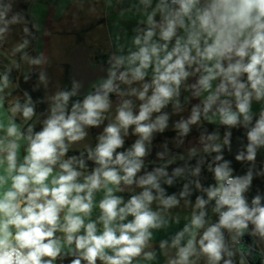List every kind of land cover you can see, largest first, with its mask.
Returning a JSON list of instances; mask_svg holds the SVG:
<instances>
[{
    "label": "clouds",
    "instance_id": "obj_1",
    "mask_svg": "<svg viewBox=\"0 0 264 264\" xmlns=\"http://www.w3.org/2000/svg\"><path fill=\"white\" fill-rule=\"evenodd\" d=\"M14 3L0 0V41L11 26L27 24L22 13L13 11ZM107 3L111 6V0ZM133 7L139 19L130 46L116 36L107 77L92 84L82 100L69 107L83 87L73 78L71 89L57 90L49 98V114L39 131L32 125L22 131L16 122L17 114L23 123L36 114L28 93L23 103L16 100L8 108L7 123L0 121V264H54L68 256L69 264H134L141 257L154 261V230L169 225L166 216L180 206L181 199L192 211L170 243L159 242L161 250H175L166 264H197L201 257L205 264H234L236 253L227 246L224 230L238 242L252 225L250 234L264 240V198L257 194L249 203L245 197L257 151L264 148V0H136ZM33 27L39 30V25ZM22 30L30 34L27 26ZM27 45L24 40L14 52ZM23 58L37 66L47 62L43 53ZM189 78L195 82L188 83ZM39 81L47 87L45 72H40ZM10 84L7 72L0 76V107ZM182 88L200 103L191 107L186 119L175 122L179 137H186L190 126L202 119L229 131L222 143L217 142L218 133L200 137L204 153H217L208 165L215 184L204 188L197 179L184 183L179 196L166 195L161 180L171 187L185 168L173 169L170 176L166 169L173 161L167 160L152 171L138 173L145 168L153 134L169 126L170 115L163 109L171 104L173 113L183 111ZM112 94L122 98L114 117L106 115ZM254 101L261 105L258 115ZM109 119L112 122L97 136L95 147L86 146V158L84 153L67 155L72 145L88 137L89 129ZM238 126L247 130L248 143L235 160L251 164L243 176L233 175L231 162L220 154L230 146V129ZM130 134L137 137L134 143L117 151ZM21 140L26 141L22 162ZM164 147L165 152L157 153L161 160L167 152ZM195 155L193 147L189 157ZM87 161L95 165L90 172L83 171ZM203 164L199 160L191 175L198 177ZM261 174L264 169L256 173ZM190 183L207 199L197 195L193 205L187 199ZM126 189L127 199L118 194ZM101 191L97 202L96 193ZM212 202L218 220L208 223L206 208ZM97 207L99 216L91 219ZM171 219L179 223V216Z\"/></svg>",
    "mask_w": 264,
    "mask_h": 264
},
{
    "label": "crops",
    "instance_id": "obj_2",
    "mask_svg": "<svg viewBox=\"0 0 264 264\" xmlns=\"http://www.w3.org/2000/svg\"><path fill=\"white\" fill-rule=\"evenodd\" d=\"M136 0H121L117 3L116 0H111V6L108 5L107 0H15L13 5L14 12H20L25 17L27 24H17L10 27L9 32L5 35L3 41H0V59H6L10 61L14 66H19L23 76H28L35 71L36 68L45 69L47 66L53 65L57 68L64 70L65 81L63 82V89H71V83L68 79V69L70 67L73 49L77 45H82L91 51V58L94 62H101L108 65L107 60L110 54L116 52V36L121 37L120 43L130 46L131 37L135 34L133 29L137 26L138 14L135 13ZM26 7V12L24 11ZM123 12V15H121ZM32 22L34 25H39V30L35 27V37L33 45H30L28 34L23 32V27L27 26ZM143 27V25H141ZM24 40L28 41V45L21 52H14V49ZM41 53L46 57V63L42 65H32L27 59H24V55L27 54L29 58H35ZM23 54L20 58L19 55ZM109 66V65H108ZM195 78H189L188 83H194ZM122 88L126 87L121 85ZM11 85L5 90V99L3 107H0V121L7 123L6 117L9 115L8 108L12 105L11 98H9ZM41 90V89H40ZM45 102H46V117L48 116L49 107L47 98L43 90ZM82 97H73L69 101V107L74 100ZM187 97V100L185 99ZM112 107L110 113L111 117L115 116V109L117 103L113 97ZM134 104L138 106L139 101H136L135 97H131ZM181 104L183 111L176 114L173 113L172 105L170 104L167 108L163 109L164 112L169 113V126L163 132L177 131L174 128L175 122L181 118H187L190 115L191 107L199 104L200 99L192 98L189 92L181 90ZM261 105L257 102H253V111L258 115ZM138 108H134V111ZM155 115V114H154ZM20 115L17 114L16 122L18 124ZM255 119V117H254ZM112 122L111 119L105 120L98 128H91L88 130V137L71 146L70 150H86V146L95 147L97 143V136L103 132V128L107 123ZM206 121H201L198 125L190 126L191 129L194 127L202 126ZM37 123V122H36ZM32 126H36L37 124ZM208 123V122H206ZM210 124V123H208ZM214 126H221L218 123L211 124ZM131 133V129L129 130ZM157 134L154 133L153 140L150 146L149 154L145 157V165L147 166H162L167 160H172L173 163L177 164L184 158L189 157V150L191 148L197 149V155H204L208 153L203 152V144L201 143L200 137L189 136L183 138L166 139L165 141H158L154 139ZM3 135V133H0ZM207 136V135H205ZM137 137L131 134L125 137V144L132 145ZM183 139V143L180 144L178 141ZM221 140V138H220ZM222 141V140H221ZM218 142V141H217ZM20 150V161L23 159V148L26 146V141L21 140ZM165 145H167V152L163 160L158 156V152H165ZM196 156V155H195ZM183 157V159H181ZM137 191H139L137 189ZM125 196L129 195L126 189L124 193H118ZM103 192L96 193V201L98 202L102 198ZM195 202H192L194 205ZM153 208L156 205L153 204ZM192 211L191 206H185V201H180V206L170 210V215L166 216L169 219V225L160 230H154V239L152 243V249L156 252V260L146 261L142 257L138 261H134V264H166V260L169 256H174V249L161 250L159 248V242L161 240H168L170 243L171 238L175 233L180 230L187 220L186 216H189ZM99 216L98 207L94 209L91 219H96ZM179 216V223L172 221V217ZM99 227V225H98ZM202 231V230H201ZM59 235V233H58ZM185 236V241L187 240ZM164 251H167V256L164 255ZM197 264H205L203 257L197 261Z\"/></svg>",
    "mask_w": 264,
    "mask_h": 264
},
{
    "label": "trees",
    "instance_id": "obj_3",
    "mask_svg": "<svg viewBox=\"0 0 264 264\" xmlns=\"http://www.w3.org/2000/svg\"><path fill=\"white\" fill-rule=\"evenodd\" d=\"M24 11L26 12V7H24ZM33 25L34 24L32 22H30V24H29V33L30 34H28V39L30 41L31 46L33 45L34 37H35V29H34ZM22 56H23V54L19 55L20 58ZM6 72L9 75V80L11 82L10 85H15L16 93L20 94V96H21V99L19 101L21 103H23L24 99H25L24 92L22 90H20L16 85L17 76L19 75V72H20V67L14 66L10 61H8L6 59H0V76H2ZM36 83H37L36 73L30 74L28 76L21 75V77H20L21 88L30 95L31 99L34 101V103L36 105V116L34 117V119H36V118L38 119V124L36 126H33V127H34L35 131H39L42 127V121L46 118L47 108H46V102H45L43 93L41 92L40 89H38L36 87ZM32 121L28 125H31ZM19 123L20 124L23 123L21 116L19 119ZM225 131H229V129H227L225 126H222V125L221 126H214V125H211V124L204 122L202 126L192 128L186 137H189V136L199 137L201 135L205 136V135H210L212 133H218L220 138L223 141ZM230 131H231L230 143L233 140H235L236 138L240 137L241 135L247 133V130L242 126L232 128V129H230ZM173 138H180L177 131H170V132L157 134L154 137V139H157L158 141H165L166 139H173ZM247 143H248V141H247V137H246V138L242 139L241 141H239L231 150L222 154L225 160H228L231 162L230 166L234 170L233 175L243 176L247 172L249 167L251 166L250 162H247V161L238 162L235 160V156L238 154V152L245 150V146ZM130 146L131 145H126V146H124L123 149H118L117 151H123V150L129 148ZM80 153H84L85 158H86V150L85 149L84 150H69L67 155L68 156H73V155L79 156ZM198 161L199 160H194V161H190V162L186 163L182 167V168H185L184 175L181 177L174 178V184L171 187L164 184L163 180H161V186L165 188L166 195H172L175 193L177 196H179V192L182 190V186L184 183H188L189 181H195L197 179L200 181L201 185L204 188H207L209 185L215 184L214 175L208 169V165L213 163L214 158L204 160V164L201 165V172H200L199 176L198 177L192 176L191 170L197 166ZM177 164H170L167 166V168H173ZM94 166L95 165L93 164L92 161H87V168L84 169L83 171L90 172ZM145 167H148V166L145 165ZM262 169H264V149L260 148L257 151V158L255 161V167L253 169L254 177H253L252 185H251V188L249 189V191L245 193L246 198H247L249 203H251L252 197L257 195V194L261 195V197L264 198V174L256 175V173L260 172ZM171 174L172 173H169L170 176H171ZM189 188H190L191 195L187 199L191 200V202H195V198L197 195L204 196V198L207 199L206 194L203 193L201 190L197 189L195 187L194 183H190ZM181 200H183V199H181ZM262 203H264V199H262ZM213 206H214V202L209 203L207 205V208H206V211H207L206 220H208L209 223H214L218 220V215L212 211ZM250 227H252V225H249V228ZM71 259H72V257L68 256V257H65L63 259H58L57 261L54 262V264H69ZM225 259H227V257H225ZM98 264H100V262H98ZM220 264H223V261H221ZM235 264H240V263L237 261Z\"/></svg>",
    "mask_w": 264,
    "mask_h": 264
},
{
    "label": "water",
    "instance_id": "obj_4",
    "mask_svg": "<svg viewBox=\"0 0 264 264\" xmlns=\"http://www.w3.org/2000/svg\"><path fill=\"white\" fill-rule=\"evenodd\" d=\"M107 68H108V65L101 63V62L96 63V62H94V60H92L90 49H88L82 45H77L73 49L71 63H70V67L68 69V79H69L70 83L73 80V78H75L76 80L80 81L83 85V87L80 89L79 94L77 96L82 97V96L86 95L89 91L92 90V88H91L92 84L96 83L101 78H106L107 77V71H106ZM21 75H22V72L20 69L19 75L17 76L16 85L25 94L27 92L24 91L20 85ZM71 86H72V83H71ZM33 103H34V101H33ZM34 105H35V103H34ZM35 113H36V105H35ZM35 116H36V114L32 117L31 120L27 121L26 123L21 124L22 125V129H21L22 131L26 129L28 124L34 119ZM246 137H247V133L236 138L235 140H233L230 143V146H225L222 149V153H220V154H224V153L228 152L229 147H230V149H232L239 141H241L242 139H244ZM216 155H217V153H211V154H204V155H196V156H192V157H187V158H184L183 160H181L175 167L167 168L166 170L169 174V173L173 172V169L178 168V167L182 168L186 163H188L190 161L201 160V159H203V160L211 159V158H214ZM156 167H160V166L145 167L144 169L141 170L140 173H138V175H143L145 171H152ZM243 239L247 242V240L244 237H243ZM247 261L249 262L248 259H247Z\"/></svg>",
    "mask_w": 264,
    "mask_h": 264
},
{
    "label": "rangeland",
    "instance_id": "obj_5",
    "mask_svg": "<svg viewBox=\"0 0 264 264\" xmlns=\"http://www.w3.org/2000/svg\"><path fill=\"white\" fill-rule=\"evenodd\" d=\"M0 53L3 55V53L1 51H0ZM35 71L37 72L36 73V76H37L36 87L38 89L43 90V92L45 93L46 98H47L48 107H49L50 106V99L49 98L57 90H62L64 88L63 82L66 80L65 76H64V70L62 68H57L56 66L54 67L53 65H50V66H47L45 69L35 67ZM41 71L45 72L46 76L48 78L49 83H48L47 87H45V85L39 81V74ZM15 89H16L15 85H11V88L9 91L10 92L9 98H11L12 103H14L16 100L21 99L20 94L16 93ZM35 123L38 124L37 118L32 121L31 125H33ZM221 140H219L218 142L222 143ZM251 229H252V227H250L248 229V231L245 232L243 237L247 240L248 244L252 248H258L259 253L254 252V251H252V249H249V248L245 249V251H244L245 257H243L244 258V264H264V240H261L259 237H256V236L249 234V233H251ZM250 235L252 236V238ZM231 237H232V234H230V236H229V241H230V244L232 246H234L236 242H234ZM246 258L249 260V262L247 261ZM236 259L240 263L241 255L236 257Z\"/></svg>",
    "mask_w": 264,
    "mask_h": 264
},
{
    "label": "built area",
    "instance_id": "obj_6",
    "mask_svg": "<svg viewBox=\"0 0 264 264\" xmlns=\"http://www.w3.org/2000/svg\"><path fill=\"white\" fill-rule=\"evenodd\" d=\"M117 3L120 2L121 0H116ZM111 55V54H110ZM109 55V56H110ZM110 97H113L115 102L118 104L120 102V100L122 98L120 97H117L115 94H112ZM235 176H238V175H235ZM246 197V195H245ZM224 233H225V241H226V244L227 246L229 247L230 250H232L233 252L236 253V255L233 257V261H234V264L237 262V259H236V256L238 257L239 255H243V257H245V254H244V251L245 249H252V251L254 252H257L259 253V250L258 248H252L244 239H243V236L239 238L238 242L235 243L234 246H232L230 244V241H229V236H230V233H228L226 230H224ZM250 234V233H249ZM251 236V235H250ZM252 238V236H251ZM228 258V257H227Z\"/></svg>",
    "mask_w": 264,
    "mask_h": 264
}]
</instances>
